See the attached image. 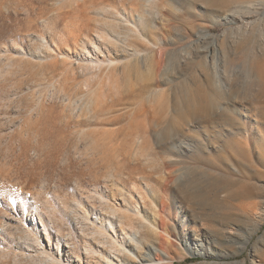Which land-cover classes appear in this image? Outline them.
<instances>
[{"label":"rangeland","instance_id":"obj_1","mask_svg":"<svg viewBox=\"0 0 264 264\" xmlns=\"http://www.w3.org/2000/svg\"><path fill=\"white\" fill-rule=\"evenodd\" d=\"M134 1L92 0L88 16L102 18L103 9L137 15ZM67 4L0 0V264H147L152 243L146 232L159 223L163 202L174 213L168 223L178 236L172 264H264V166L254 160L227 178L205 173L215 153L206 141L221 130L218 115L184 126L174 142L161 143L155 134L150 160L135 155L133 136L127 135L129 126L145 119L139 112L151 98L176 116L177 101L196 95L217 100L221 93L236 95L249 81L258 83L264 75V0H244L230 10L206 0H157V9L145 18L146 28L154 27L149 40L155 46L143 43L138 57L133 47L127 53L105 50L101 58L122 61L103 72L94 94L81 71L74 74L64 63L69 55L76 65L85 54L82 42L68 44L80 12L63 15L71 10ZM248 42L251 55L245 59ZM89 49L85 56L94 55ZM218 101L215 113L228 107ZM237 103L242 119L256 128L264 122V115ZM198 175L203 183L195 182ZM193 186L207 195L204 209L184 198ZM124 200L126 206L138 202L145 216L134 230L122 231L124 219L114 212ZM134 204L128 206L133 210ZM184 215L186 224L180 221ZM111 241L120 251L111 249Z\"/></svg>","mask_w":264,"mask_h":264},{"label":"bare ground","instance_id":"obj_2","mask_svg":"<svg viewBox=\"0 0 264 264\" xmlns=\"http://www.w3.org/2000/svg\"><path fill=\"white\" fill-rule=\"evenodd\" d=\"M67 1H68V4L70 6L68 4L65 5V6H69L66 9L70 8L71 10L63 12V15H70V14L76 15L77 12H80L77 15V17L79 19L75 20V29H71V31L69 32V34L67 36L68 44L72 43L73 45H75V47H78L79 43L82 42V45H81L82 51L85 54H84V57H80L79 59L77 58V64L76 65H74V63L72 61L73 57L69 56V55H67V60H65L64 63L67 66H69V68L71 67L70 69L74 72V74L76 73V71H79V70L81 71V74H83V76L85 77V81H82V82L84 83V85H86V89L88 90V93L94 94V93H96L95 90L93 89V91H92L91 89H92V87L94 88V84L96 81H98L99 86L101 85L103 72L104 71H106L108 73L112 72V69L115 66H117L118 64H120L122 61V60H119L116 58L114 59L110 56L101 58L100 54H104L105 50L109 54L111 52L112 53L113 52L114 53L126 52L128 50V48L132 49V47H133L134 52L132 55L138 57L139 55H141L145 51L143 49V47H144L143 43L145 45H149V44L151 45L152 41L149 39L151 38L150 36L155 35V32L153 31L154 27H153V25L152 26L149 25V27H147V28H150V26H151V28L148 30L146 28V26H148V25L145 26V21H146L145 18L147 15H150V11H152L156 8L157 0H139L138 2H137V0H135L134 4L137 5V9H138V11L135 10L137 15H135L132 12L130 17L127 14L124 16L122 14L121 10H118V12L116 14H114V13L112 14L109 12V10L103 9L102 12L98 13L99 16L103 15V17L99 18V19H94V18L92 19L91 17L88 16V14H89L88 13L89 12V9H88L89 5L88 4L92 0H67ZM206 1L209 4H213V3L217 2V5L219 6V8L221 10H230L233 7H236L237 4L240 5V3H243L244 0H206ZM66 3L67 2H65V4ZM65 10L63 9L61 11H65ZM152 12H154V11H152ZM82 13H86V16H85V14H82ZM155 16H154V18H155ZM90 21L95 22V25H96L95 30H93V28L90 27V24H91ZM147 23H148V21H147ZM143 24H144V26H142ZM134 39L138 40L139 42L138 41L135 42ZM250 42H248L246 47L244 48V51L246 53V54H244L245 59H248L251 55L250 54V52H251L250 51V47H251ZM89 45L93 48L92 49L93 53H94L93 56H90V55L85 56L87 53L90 54ZM152 45L155 46V43H152ZM126 63H127V61H126ZM129 63H130V61H128V64ZM66 65H64V66L66 67ZM254 66L255 65L253 63L252 64L253 69H254ZM258 72H259V70H258ZM66 74H67V72H66ZM66 74H64V75H66ZM74 79H76V78H74ZM242 86H243V84H242ZM213 91L216 92L215 90H213ZM156 92L159 93L158 91H156ZM221 94H219L217 97H219L220 99L225 101L226 104H228V107H224L225 109L221 110L220 113L217 112V109H216V113L214 112L215 106H217V101L219 98H217V100H216V98L214 99L212 96L209 98L206 95H204L202 97H201V95H199L200 97H198V95H196L193 98L191 97L192 98L191 100L189 99L187 101L184 99V101H186V103L184 101H183L184 103H181V101L176 100L177 102H179V105L181 103L183 105L182 107L185 108V110L182 111L181 109H178L180 106L177 105V103L172 105V108L174 109V111H175L174 113L176 114V116L170 115V113L168 111L170 107H168L165 103H160L155 98L149 99L147 101V103L142 105V108L140 109V112H139L145 116V119H143L141 122L135 121L136 124L132 122L134 124L133 125L134 127L130 124L132 127L130 128V126H129V128H128V130L130 132H128L127 135L130 134L131 136H133L132 138L134 139V142H135V155L139 156V154H140V155L146 157V160H150L152 158V154H150L149 148L160 137H161L160 138L161 143L163 142L166 144L169 141L174 142V140L177 139L178 136L181 137L183 135V129H184L183 127L184 126L186 127V125H188L189 123H191V124L200 123L199 125H201L202 122L208 123L210 121H213V117L217 119V116L215 117V115H218V120H220L221 130H219L220 132L218 131V133H215V134L212 133L213 135L210 134L211 136H209V138L207 139L208 141H206L207 146H209V144H211L213 147H215L216 145H217V147L216 148L212 147V149H214L215 153H214V155H209V157L207 158V160H206L207 170L205 169V173L209 177H212V179L213 178L215 179V177H214L215 175L216 176H222L223 178L224 177L227 178L232 173L235 174V172H237V173L242 172L243 168H245L247 166L250 167L254 160L258 162V165L261 164L264 166V122L260 123L259 126L257 125L258 128H256L251 120H244L241 118V116H242L241 111H240L239 107H237V105L235 106V104H238L237 101L242 102L245 104V105L243 104V109L246 110V112L248 111L249 113H253V114L256 112L258 114H261L260 118L263 117V115H264V75H258V83L257 82L255 83L252 80L251 83L249 81V82H247V85L244 84V87L239 92H237L236 95L229 96L228 93H225V95L222 96ZM150 97H152V96H150ZM97 101H99V99L93 100V102L95 103L94 105L97 104ZM112 102H113V100H112ZM204 102H206V104H203ZM172 103H173V101H172ZM201 103L203 105H201ZM221 103L222 102L220 101L219 105H221ZM196 104H200L201 106H204V107H201V109L204 110V108H205L207 111H203L204 114L202 113V115H201V113H200L201 109L194 108V107H196ZM100 106H102V105H100ZM100 106H99V108H100ZM194 109H198L199 111L198 110L194 111ZM180 110L182 112H180ZM217 113H219V114H217ZM207 115H208V117H207ZM255 119H257V118H254V120ZM217 123H219V122H217ZM214 126H212V127H214ZM187 128H189V127H187ZM190 130L191 129H189V131ZM213 130H214V128H213ZM215 130H216V128H215ZM189 131H187V132H189ZM155 134L159 135V138H157V136ZM200 144H201V141H200ZM203 147L204 146H201V149ZM169 148H172V147L170 146ZM196 158L199 162H203L201 156H197ZM211 158H213V159H211ZM166 168L168 169V167H166ZM170 168L171 167H169L168 177H170L172 174V172H171L172 168H171V170H170ZM200 179H201L200 176L199 177L196 176L195 182L200 181ZM205 180H207V179H205ZM211 181H213V180H211ZM204 182L207 184L206 181H204ZM200 183H203V182L200 181ZM196 185H197V183H196ZM209 185L210 184L208 183V185H206V186H209ZM199 186H200V184H199ZM212 186H215V184ZM135 187H136V185H135ZM194 188L195 187L193 186V189L191 188V189L187 190L184 194V196H185L184 198L186 200H190L191 202L195 201L196 202L195 205L198 204L202 209H204V207H206L208 205V200L206 198L207 195L205 196L204 192L202 194L200 188H196V189H194ZM133 189H134V187H133ZM145 189H146V192H144V193H147L150 195L151 192L149 191V188L145 187ZM215 189H217L216 186H215ZM132 191H134V190H132ZM138 191L140 193L142 192L140 190H137L136 192H138ZM116 193H113V197H115V195H117ZM140 193H139V195H140ZM147 194H146V196H148ZM120 195H121V193H120ZM141 199H143V198H141ZM126 200H127V198H126ZM142 201H145V200H142ZM145 202H143V203H145ZM126 203L127 202L124 200L123 203L121 204V206L118 207V209L114 210V212L120 213L119 214L120 219H122V220L124 219L125 225L122 227V231H127L128 228L134 230L136 228V226H135L136 221L140 220L141 218L145 219V216L143 215V211H141V208L139 207L140 205L138 202L136 204H134V202L128 201V203H129L128 205H132V204L135 205L133 210H132L131 206L129 207L127 205L128 206L127 207ZM119 211H122V212H119ZM159 212H160L158 215L159 216V220H158L159 223H155V221L153 223H151L150 228H149V232L148 231L146 232V238H147L146 240L148 241V243H152V245H151L152 253H149L147 255L148 259H145L143 262H147V264H172V263H174L173 262L174 259L172 258L171 251L177 250V248H178L177 242L175 241V238H177L178 236H176L172 232L173 230L171 231V226L168 222H169V220H171L174 217V213L170 209L169 204L166 202H163V204L161 205V210ZM180 213L182 214V210L180 211ZM178 214L179 213H177L176 217H179ZM185 217H187V216L184 215L180 219V221L184 222V224H186V222H187L185 220ZM260 224L261 225L264 224V218ZM202 225H204V224H202ZM128 234L132 235V233H128ZM251 238H252V234H250V236L248 237V243H250ZM154 240L155 241L157 240V241L155 242ZM116 244H117L116 242L110 243L111 249L116 250V251H120ZM198 255H201L205 258H207V256H208L205 254H198ZM118 264H128V263H125V262L123 263L122 261H119Z\"/></svg>","mask_w":264,"mask_h":264}]
</instances>
